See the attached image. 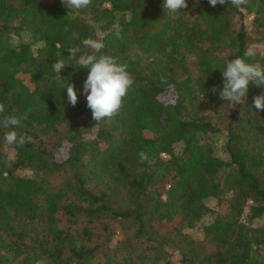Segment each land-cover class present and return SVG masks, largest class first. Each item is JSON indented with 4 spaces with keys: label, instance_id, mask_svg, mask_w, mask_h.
<instances>
[{
    "label": "trees",
    "instance_id": "1",
    "mask_svg": "<svg viewBox=\"0 0 264 264\" xmlns=\"http://www.w3.org/2000/svg\"><path fill=\"white\" fill-rule=\"evenodd\" d=\"M88 37L135 80L123 111L97 125L83 94L89 70L68 52H91ZM249 42L264 44V0L243 9L188 0L169 15L163 0H92L81 10L0 0V121L27 114L21 128L0 126V264H169L174 254L180 264H264V111L254 107L264 87L250 85L240 104L211 91ZM56 60L66 65L59 74ZM249 62L264 66V54ZM11 130L31 142L7 145ZM216 133H226L227 160L209 140ZM64 144L68 156L57 162ZM212 215L202 239L188 235Z\"/></svg>",
    "mask_w": 264,
    "mask_h": 264
},
{
    "label": "clouds",
    "instance_id": "2",
    "mask_svg": "<svg viewBox=\"0 0 264 264\" xmlns=\"http://www.w3.org/2000/svg\"><path fill=\"white\" fill-rule=\"evenodd\" d=\"M213 7L231 3L237 9H243L249 4V0H208ZM68 9H87L92 5V0H62ZM163 8L167 14L181 13V9L188 8V0H163ZM67 31V28L65 29ZM82 45L91 52L82 51L80 46H73L68 49L71 54L69 59L83 69H87V79L83 84V94L87 99V107L92 111L93 120L96 125L102 121H107L119 115L126 106L127 97L132 91L135 80L128 71V65L120 63L117 58L101 54L105 45L100 39L88 37L82 40ZM264 48V44H254L249 48L244 57H236L226 62L221 70L223 77L222 89L213 87V94L218 92L219 98L225 102L240 104L246 101L249 86L264 87V66L258 63L249 62L254 57L256 50ZM66 68L63 60H56L52 65V70L60 73ZM67 102L75 107L78 103V93L74 84L68 83L66 86ZM254 107L259 111H264V94L254 97ZM5 112V106L0 103V115ZM27 119V114L22 116H3L0 126L5 129H15L23 127V121ZM30 136L18 134L15 130L7 131L4 134V141L7 145L23 147L31 142ZM139 158L149 165L154 163L149 152L141 150ZM79 243L77 247H79ZM36 264H48L46 259H41Z\"/></svg>",
    "mask_w": 264,
    "mask_h": 264
},
{
    "label": "rangeland",
    "instance_id": "3",
    "mask_svg": "<svg viewBox=\"0 0 264 264\" xmlns=\"http://www.w3.org/2000/svg\"><path fill=\"white\" fill-rule=\"evenodd\" d=\"M244 25L246 27V29L248 30L249 34L251 37H253V32H252V16H248L246 15L244 18ZM254 45V43H248V49L251 48V46ZM256 53H258L260 56L264 54V48H261L259 50H256ZM96 130H93L91 133H88L85 135V139L89 140V139H94L96 136ZM209 140L212 143L213 147H214V151L215 154L224 159L227 160V156L225 153V142H226V133H216L213 135H209ZM69 144H64L61 145L60 147H58L56 149V151L54 152V157L56 159L57 162H62L64 161L67 156H68V151H69ZM181 150V147L178 146L176 148V152H179ZM162 157L164 159H166L165 155H162ZM18 175L23 176V177H30L32 176V172L29 170H21L18 172ZM61 181L60 177L57 178H53L52 182L54 184L58 183ZM207 206L212 209V210H217L218 209V205L215 201L213 200H209L208 203H206ZM213 215L212 216H208L206 217L204 222L199 223L198 225H196L195 227H193L192 229L187 230L186 232L188 233V235L195 239V240H200L203 238V232H202V227L204 224L210 222L212 220ZM207 220V221H206ZM258 223V222H256ZM259 224H264V218L262 220L259 221ZM118 238H114L113 241L111 242V247L115 246L116 242H117ZM170 263L169 264H180L179 263V257L177 256V254H174L172 256H170L169 258Z\"/></svg>",
    "mask_w": 264,
    "mask_h": 264
}]
</instances>
